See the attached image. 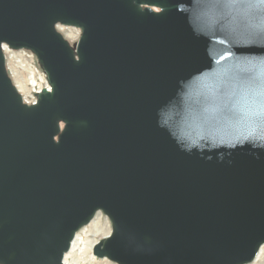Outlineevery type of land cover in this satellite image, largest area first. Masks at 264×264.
<instances>
[{
  "label": "water",
  "instance_id": "water-1",
  "mask_svg": "<svg viewBox=\"0 0 264 264\" xmlns=\"http://www.w3.org/2000/svg\"><path fill=\"white\" fill-rule=\"evenodd\" d=\"M58 24L82 30L76 48ZM3 44L47 71L39 103H23ZM254 98L264 0H0V264H62L99 210L113 231L96 257L252 262L264 245Z\"/></svg>",
  "mask_w": 264,
  "mask_h": 264
},
{
  "label": "rangeland",
  "instance_id": "rangeland-1",
  "mask_svg": "<svg viewBox=\"0 0 264 264\" xmlns=\"http://www.w3.org/2000/svg\"><path fill=\"white\" fill-rule=\"evenodd\" d=\"M58 28H59L58 30L61 31L64 34V36L69 40L71 45L74 48H76L79 39L81 37L82 30L77 27H69V26L68 27L65 26L63 28L59 26ZM10 49L7 52V66L9 68V73L15 86L17 87L18 84L24 85V83H26L30 79H35L34 81L37 83L39 82L38 85L42 86L41 93H43L44 90L43 85H46L47 80L49 84L51 82L47 77L48 75L44 67L39 62L38 57L31 50H27V49L10 50ZM4 53H6V51ZM17 74L23 75L21 76L22 79H19L17 77ZM30 81L28 82V84L26 83L28 91H30L31 87H33V84L32 82L30 83ZM17 88L18 90L20 89L19 86ZM93 223L95 224L98 223V225L101 228V231L97 232V235L93 234L96 232V225ZM110 231L112 232L111 219L104 212L102 211L97 212L94 215L91 222L87 225H84L78 231L77 237L79 236V239L74 249L75 251L73 252V254H71V256L67 258V264H117L106 258L95 257L93 254L94 247L91 250L89 246L91 240L94 239L98 240L96 244L104 240V236H105L104 234L109 233ZM262 246L259 248L258 252L256 253L254 260L247 264H264V252H263L264 245Z\"/></svg>",
  "mask_w": 264,
  "mask_h": 264
},
{
  "label": "bare ground",
  "instance_id": "bare-ground-1",
  "mask_svg": "<svg viewBox=\"0 0 264 264\" xmlns=\"http://www.w3.org/2000/svg\"><path fill=\"white\" fill-rule=\"evenodd\" d=\"M61 26V28H63V27H65L64 25H60ZM58 27V26H57ZM66 27H68V26H66ZM69 27H72V26H69ZM11 48V47H10ZM9 47H8V49H7V46H5V48H3L4 49V52L6 51V53H5V55H6V59H7V52H8V50L10 49ZM6 49V50H5ZM11 50V49H10ZM20 73V72H19ZM21 76H23V75H19V74H17V77L19 78V79H22L21 78ZM17 77H16V79H17ZM35 77V76H34ZM33 77V78H34ZM31 80V81H30ZM29 81H30V83L32 82V84H33V87H31V90L30 91H28L27 90V84H28V82L29 81H27L26 83H24V85H22V84H18L17 85V87L19 86V88H20V90L25 94V95H27V94H29L30 95V92L31 91H33V90H35V89H38V88H40V89H42V86L41 85H38V83L37 82H35L34 80L35 79H30ZM17 83V82H16ZM26 84V85H25ZM51 86L52 85H50L49 84V91H51L52 89H51ZM53 88V87H52ZM47 88H44V90H46ZM43 90V91H44ZM93 224H95V223H93ZM96 225V232L95 233H93L94 235H97V232H100L101 231V228H100V226L98 225V223H96L95 224ZM112 231H113V226H112ZM112 234V232L110 231L109 233H106V234H104L105 236H104V239L105 238H107V237H109L110 235ZM78 239H79V236L77 237V235L74 237V239H73V241L71 242V246H70V250H68V252H66L65 253V255H64V258H63V263L62 264H67V258L69 257V256H71V254H73V252L75 251L74 249H75V247H76V244H77V241H78ZM98 242V240H96V239H94V240H91L90 241V244H89V246H90V249L92 250V248L93 247H95L96 246V243ZM85 244V243H84ZM262 249H263V246H262ZM264 252V251H263ZM94 257V256H93Z\"/></svg>",
  "mask_w": 264,
  "mask_h": 264
},
{
  "label": "built area",
  "instance_id": "built-area-1",
  "mask_svg": "<svg viewBox=\"0 0 264 264\" xmlns=\"http://www.w3.org/2000/svg\"><path fill=\"white\" fill-rule=\"evenodd\" d=\"M43 87L47 88L46 90H49L48 80H47L46 85H43ZM21 94H22L23 102H25L26 104H29V105L37 104V102L39 100V96L41 94V89L38 88V89L31 91L30 95L29 94L25 95L22 91H21Z\"/></svg>",
  "mask_w": 264,
  "mask_h": 264
},
{
  "label": "snow or ice",
  "instance_id": "snow-or-ice-1",
  "mask_svg": "<svg viewBox=\"0 0 264 264\" xmlns=\"http://www.w3.org/2000/svg\"><path fill=\"white\" fill-rule=\"evenodd\" d=\"M242 86L250 87L251 85L245 82V84ZM252 102L255 105V110L252 112V115L256 116L257 118L264 116V101L254 98Z\"/></svg>",
  "mask_w": 264,
  "mask_h": 264
}]
</instances>
